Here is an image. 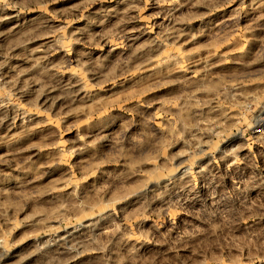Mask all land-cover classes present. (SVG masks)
Masks as SVG:
<instances>
[{
    "label": "rangeland",
    "instance_id": "obj_1",
    "mask_svg": "<svg viewBox=\"0 0 264 264\" xmlns=\"http://www.w3.org/2000/svg\"><path fill=\"white\" fill-rule=\"evenodd\" d=\"M263 112L264 0H0V264H264Z\"/></svg>",
    "mask_w": 264,
    "mask_h": 264
},
{
    "label": "bare ground",
    "instance_id": "obj_2",
    "mask_svg": "<svg viewBox=\"0 0 264 264\" xmlns=\"http://www.w3.org/2000/svg\"><path fill=\"white\" fill-rule=\"evenodd\" d=\"M84 82H82V80H77L74 84V88H76V94L78 95H85L84 93ZM264 113V112H263ZM185 167L181 166L179 168V171L180 170H183ZM178 170V169H177Z\"/></svg>",
    "mask_w": 264,
    "mask_h": 264
}]
</instances>
